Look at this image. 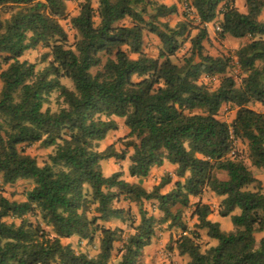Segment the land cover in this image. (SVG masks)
<instances>
[{
	"label": "trees",
	"instance_id": "obj_1",
	"mask_svg": "<svg viewBox=\"0 0 264 264\" xmlns=\"http://www.w3.org/2000/svg\"><path fill=\"white\" fill-rule=\"evenodd\" d=\"M189 3L196 22L183 16L170 25L165 19L177 7L160 0H97L95 8L83 0L74 15L66 0H0V181L32 183L22 201L0 195V264H136L156 222L181 230L173 243L185 264H264V180L238 149L229 156V125L217 117L222 105L235 108L234 137L246 144L250 166L264 173V0H244V13L235 0ZM209 24L220 28L221 40L247 39L234 61L204 52ZM144 33L158 40L155 57L143 51ZM37 46L46 50L41 69L21 59ZM235 66L237 79L229 74ZM205 76H216L217 85ZM52 93L55 110L45 106ZM118 120L124 149L98 150ZM34 143L52 149L42 165L25 152ZM109 158L127 159L137 182L119 171L103 175L100 162ZM165 162L176 179L167 174L142 187ZM206 190L221 198L218 215L229 217L230 230L209 219L210 206L200 200ZM193 197L195 227L215 241L203 250L182 217ZM120 199L138 207L139 220L112 263L122 229L102 222L121 218L114 206ZM143 201H155L160 216L148 215ZM72 236L96 238V255L62 243Z\"/></svg>",
	"mask_w": 264,
	"mask_h": 264
},
{
	"label": "rangeland",
	"instance_id": "obj_2",
	"mask_svg": "<svg viewBox=\"0 0 264 264\" xmlns=\"http://www.w3.org/2000/svg\"><path fill=\"white\" fill-rule=\"evenodd\" d=\"M83 0H66V7L67 12L69 15H74L77 13L78 5ZM91 5L95 8L97 0H90ZM160 1H167V4H175L177 7V11L175 14H172L168 16L165 20L170 24L174 25L177 21L182 19L184 15V12L182 11L181 7V1L178 0H160ZM242 3H241V2ZM243 4V5H242ZM236 8L240 12H245L244 7V0H238L235 3ZM195 23V19L192 17H187ZM260 19H264V12L260 15ZM120 23L127 24L128 20L125 19L121 21ZM61 24L63 25L64 29L67 31L68 35V42H73V36L74 31L70 29L69 24L67 21H61ZM195 30H192L191 33L193 34ZM264 40V36L262 37ZM247 41L246 38L242 39H232L227 38L225 40H221L217 34V31H215L214 27L208 26V38L203 42L204 45V52L216 56V55H224V56H231L233 61V54L234 51L244 44ZM158 40L154 35L144 33L143 34V51L151 57H155L157 55L158 51ZM188 47V42H185L182 49L179 51V56L182 55L185 50ZM45 49L41 46H37L35 49L26 51L23 56L21 57L22 60H27L28 62L35 63L36 69H41L45 66V61H42V55L45 53ZM237 69L235 67L230 71L229 74L233 75L236 79L237 75ZM202 81L207 83L211 87H215L217 85V81L214 82H208L204 77L202 78ZM238 82V80H237ZM66 85L70 86V83L68 81H63ZM55 93H52L49 97V103L45 106H48L51 110H55L57 108V103L55 102ZM250 107L254 110L261 111L262 109L256 105L251 104ZM235 115V108L231 105H222L217 117L226 122L228 125L232 123V120ZM119 127L115 131H111L108 133L106 138L98 144V150H103L106 146L110 144H114V147L116 150H123V140L122 137L126 134V129L124 128L121 120H118ZM237 149L239 151V155L241 159L244 161V163L251 169L255 177H257L260 180H264V173L253 168L249 164L248 160V153H247V147L245 143L237 142ZM51 148H45L40 146L38 143L31 144L25 148V152L29 154L30 156L34 157L38 165H42L47 161L48 154L51 152ZM128 160H120V159H114L109 158L106 160H102L100 162L101 165V171L103 175L108 176L112 174L113 172L119 171L121 172L122 176L121 178L130 182V177L128 176L127 168H128ZM169 174L167 170H163L161 168L157 170L151 169L149 174L141 180V185L146 190H149L152 186H154L158 181L164 176ZM173 174V172H172ZM171 174V178L174 181L176 177L174 174ZM220 178H225L224 174H219ZM137 182V179L136 181ZM171 183L164 186L162 189V192L167 191L171 187ZM32 187V183L29 180H18L12 185H3L0 181V195L8 198L9 200H16V201H22L25 198V192L29 190ZM199 199L197 197H193L190 199V205L189 207L185 208L182 212V217L184 222L186 223V226L189 231H195L198 233L197 243L200 246V249L203 250L207 248L208 246H211L215 243L212 239H209L205 235V231L198 229L195 227V217L192 216V209L193 204L197 202ZM203 203H206L210 206L211 213L208 216L209 219L213 221H218L220 224V228L222 230H230L232 228L231 221L229 217L222 218L218 215V205L220 203L221 198L214 195L212 192L206 190L201 199ZM114 206L117 208L122 209L123 215L121 218H115L111 219L106 222H102V224L105 227L109 228H120L122 229V238L121 240H117L114 243V251L112 253V259L111 262L115 263L119 258L118 249L122 246L123 240L126 238L127 235L133 232L132 227H134L139 220V214H138V207L134 203H129L127 201H124L120 199L119 202L114 203ZM141 208L147 212L148 215H153L156 218L160 216V213L155 208V201H143L141 204ZM27 219L30 221H34V217L27 215ZM11 219L6 218V221H10ZM154 229V236L151 240V243L148 246H145L138 257L136 264H185L187 261L186 256H180L178 254V251L174 247L173 240L177 238V236L181 233V230L176 228H169L165 223L159 224L154 223L153 224ZM259 236V235H258ZM65 244V242H62ZM71 245V247L79 252H83L88 254L89 256L96 255L98 249H97V240L96 238L92 242H87L86 240H78L74 239L72 242L68 243Z\"/></svg>",
	"mask_w": 264,
	"mask_h": 264
},
{
	"label": "built area",
	"instance_id": "obj_3",
	"mask_svg": "<svg viewBox=\"0 0 264 264\" xmlns=\"http://www.w3.org/2000/svg\"><path fill=\"white\" fill-rule=\"evenodd\" d=\"M181 7L182 11L184 12L185 16L187 17H192L194 19H197L195 11L191 7L189 0H181ZM215 31H220V28L218 26H214ZM235 69L236 66H235ZM208 82H214L217 81L216 76H205L204 77ZM229 141H230V151H229V156H235L237 152V140L234 137L232 127L229 125Z\"/></svg>",
	"mask_w": 264,
	"mask_h": 264
},
{
	"label": "crops",
	"instance_id": "obj_4",
	"mask_svg": "<svg viewBox=\"0 0 264 264\" xmlns=\"http://www.w3.org/2000/svg\"><path fill=\"white\" fill-rule=\"evenodd\" d=\"M237 1H238V0H235V3H236ZM162 2L165 3V4H167V1H162ZM240 2H241V1H240ZM241 3H242V2H241ZM242 5H243V4H242ZM244 7H245V6H244ZM208 26H211V25L209 24ZM159 168H161V169H163V170H164V169L167 170V172H169V174L171 175L172 172H173L174 169H175V166L165 162L162 166H160V167H153L152 169H153V170H157V169H159ZM172 175H173V174H172ZM130 180H132L131 182H135V181H136L135 178H131V177H130ZM74 239H77V237L72 236L71 238H68V239H62L61 241H62V242H65V244H67V243L72 242V240H74Z\"/></svg>",
	"mask_w": 264,
	"mask_h": 264
}]
</instances>
